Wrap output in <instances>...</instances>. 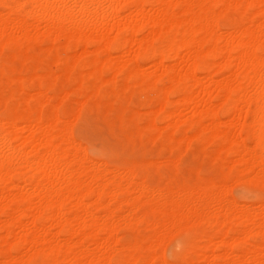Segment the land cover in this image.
<instances>
[{"label": "bare ground", "instance_id": "6f19581e", "mask_svg": "<svg viewBox=\"0 0 264 264\" xmlns=\"http://www.w3.org/2000/svg\"><path fill=\"white\" fill-rule=\"evenodd\" d=\"M0 4L8 8L0 10L1 49L4 43L19 39L29 43L47 38L54 51L47 72L33 69L25 76L13 72L9 76L11 82L22 87L23 95L13 113L0 118V264H28L32 254L47 258V264H176L166 261L160 243L165 236V243L171 238L168 232L173 231L174 236L179 227L188 223L190 227L191 222L201 220L216 224L222 235H206L202 245L198 244L196 261L264 264V199L258 212V208L230 198V186L227 184L226 189L225 181V186L217 189V183L209 181L193 187L174 186L171 181L163 189L149 186L151 181L148 185L138 181V163L134 160L125 165L127 169L116 167L122 172L110 169L106 161L92 162L94 159L91 161L83 151L86 148L82 149L84 145L81 147L74 134L71 136L72 128L63 124L75 120L81 105L71 120L63 122L58 109L61 98H65L60 95L63 86L56 92L61 79L66 80L70 94L81 98H92L108 85L119 93L133 87L147 91L157 107L147 111L137 131L162 135L165 141H173L171 145L177 143L175 149L183 148L189 137L202 140L205 146L215 143V157L231 163V180L245 181L249 177L263 184L264 0H0ZM230 7L253 9V15L247 24L222 30L218 18ZM160 38H166L165 43L155 49L153 43ZM209 57L220 60L210 63ZM140 60L152 69L145 70ZM224 70L228 74L221 76ZM88 78L100 82L92 86L87 84ZM171 95L179 97L172 101ZM10 97L15 99L14 91ZM46 105L51 107L44 110ZM220 110L228 120L219 117ZM185 111H189L187 116ZM159 115L163 116L164 127L157 123ZM244 129L253 142L251 146L241 135ZM189 131L193 133L188 137ZM164 157L158 162L162 164ZM170 160L163 164H176L175 158ZM149 161L152 164L153 160ZM149 161L142 160L145 165ZM25 170L29 173L15 181V172ZM109 172L115 175L108 178ZM121 192L135 195L122 197ZM90 196L96 197L92 203L87 201ZM117 200L115 206L127 209L123 217H117L115 207H110V202ZM215 202L221 206L218 209L216 205L212 211L209 205ZM100 207L107 208L104 216L95 212ZM150 212L160 218H150ZM120 220L136 229L145 224L151 234L128 243L118 237L120 234L116 236L117 227L125 223L118 225ZM235 223L241 228L236 229ZM253 232L259 235L257 243L251 241L253 244L240 247L242 241L250 242L247 238ZM90 238L94 250L87 244ZM233 245L238 246L237 251ZM220 247L223 252L217 253Z\"/></svg>", "mask_w": 264, "mask_h": 264}, {"label": "rangeland", "instance_id": "374dc122", "mask_svg": "<svg viewBox=\"0 0 264 264\" xmlns=\"http://www.w3.org/2000/svg\"><path fill=\"white\" fill-rule=\"evenodd\" d=\"M180 8L181 7L177 8V10L180 11L181 10ZM0 10L5 12L8 10V8L6 6L0 4ZM253 11H254L253 9L245 10V9H241V8L230 7L228 10H226L225 12L222 13L223 15L221 14V16H219V18H218V24L220 22L219 27L222 30H229L230 31L232 28L235 29L238 26L247 24L246 21H248L249 18L253 15V13H252ZM248 14H249V16H248ZM222 22H223V24H222ZM143 33L146 34L145 31ZM40 40H41V38H40ZM165 40H166V38H160V39H157V41L155 40L153 43L154 48L155 49L161 48L163 46V44L165 43ZM20 42H22V43H20ZM51 44L53 45L52 41H49L47 38H43L41 41L36 40V41L29 42V43L24 42L21 39H19V41L16 43H4V45H2V49L0 48V114H1L0 118H6L11 113H13L16 105L18 104L19 100L21 99V97L23 95V90L21 89L22 87L19 86L18 84H14L13 82H11L9 76L12 74V72L14 73L15 76H17V74H20L18 76H25V74L27 73L28 70H33V69L37 70V72H39V73L47 72L48 69L51 67L50 66L51 65L50 60H52V57L54 55V51L51 50V48L53 47ZM46 46H47V48H46ZM42 48H44V49H42ZM71 48H70L71 49L70 52H72L74 50L73 47H71ZM48 49H50V50H48ZM50 52L52 53V55L50 54ZM32 58L34 61L32 60ZM207 60L210 63H215V62H218V60H220V58L209 57ZM48 64H49V66H48ZM140 64L143 65V68L146 67L145 70L147 68H149L147 70H150V68H151V67H148L149 65L143 60H140ZM5 68H7V69H5ZM226 72L228 74V71L224 70L221 73V76L222 75L226 76V74H224ZM4 78H5V80H4ZM8 79H9V81H8ZM61 81H63L64 83H62ZM61 81H59V86L57 87L56 92H59L61 86H63L65 89L62 87V90L64 92L66 91L65 92L66 94L62 91L60 93V95H63L65 98H61V99H63L61 101H60V99L57 101L55 100L54 103L55 102L58 103V101H60L59 102L60 107L58 109L60 110L59 114H60V118L62 117L63 120L62 119L61 120L63 122H64V120H65V122H67L68 120H71V118L73 117V114L77 112V106L79 104L81 105V107L79 108L80 112L79 111L77 112V114L78 113L79 114L77 116L76 115L74 116V118L75 117L76 118H75V120H73V122L71 120L72 125L69 124V123H71L70 121H68L69 123H63V124L68 125L69 126V127L67 126L68 128H72L69 130V132L71 133V136L74 134L73 138H75L74 139L75 142H77L79 145L81 143V145H80L81 147H83V145H84V148H82V149L86 148V150H83V151L87 153L86 154V155H88L87 158H92V159H90L91 161L94 159L92 162H95V163H99V162L101 163L102 162L103 163V161H106L104 164H106L108 167H110V169L117 171L118 169H116V167L119 169L123 168L121 170L127 169L126 168L127 166H125V165L128 164V166H129L130 164H132V162L134 160L133 163H135V162L138 163V168L136 170L137 172L135 171L136 179H138V181L143 180V182L146 183L147 185L151 181L150 183L153 182L152 183L153 185L149 184V186L150 185L154 186V187L158 186L159 188H163V189H165L169 185H171L172 182H174V183H172L173 185L175 184L174 186L193 187L197 183H201L203 181H209V182H212L213 184L217 183V186H216V184H214L215 189H217L220 186H225V184H226L225 187L227 189V184H229L228 186H230V187H228L227 192H228V195L230 196V198L232 196V198H234L233 200L237 201L239 204H242L245 206L250 205V207H253L256 210L258 207L259 208L262 207V200L264 199V183L263 184L262 183H256L255 181H253L249 177L248 178L246 177L245 181L242 178H236V179L233 178L231 180L230 178H232V177H231L230 170H229V168L231 166L230 161L227 160L226 158L219 159V158L215 157L216 154H215L214 149L217 148V144L213 143V144H207L205 146L203 144L202 140L197 139V138L195 139L194 137L192 138V135H191L192 139L190 140V137H189L190 135H188V134H190V133L192 134L193 132L189 131L187 133V136L189 137L188 140H185L186 141V142L184 141L185 143L183 142L184 147H185L186 146L185 144L187 143V141L190 140L188 146L185 148L184 147L181 148L183 145L180 147L177 145V148L178 147L179 148L175 149L174 145L177 144L175 141H174L175 142L174 145H171V143H173V141H171V143H169L168 141H165V139H164L165 137L162 135L161 136L158 134L155 135L156 133H153L150 131H143V132L140 131L141 133L139 131H137V127L143 126L142 122L145 119V114L147 113V111H152V108L154 110V108L157 107L156 100L151 98V95L149 94V92L143 91L142 89H140L138 87H133L127 91H121L119 93V92L114 91V89H112L113 88L112 85H110V86L108 85L107 87H103L99 93H97L95 95L92 94L91 95V96H93L92 98L90 96H89L90 98L84 97V98H86V100H85L84 98L78 97L77 95L70 94L72 92L70 91L69 88L66 87L67 86L66 80L61 79ZM119 81L122 82L121 77H120ZM99 82H100L99 80H96L94 78H88L87 79V84L89 83V85L90 84L96 85L95 83H97V85H98ZM26 84L29 88L34 89L33 88L34 86H31L30 83L29 84L26 83ZM25 87H26V85H25ZM138 89H140V91ZM13 91L15 92V96H16L14 100H12L10 97V95ZM112 91L115 92L114 94H116V97ZM129 91L132 92L131 95L129 94L130 93ZM53 92L54 91L51 90L50 93H53ZM67 92H68V94H67ZM101 92L106 94V95L101 94ZM107 93H109L110 95ZM111 93H112V95H111ZM128 94L130 95V97ZM127 97H129V99ZM170 97H171L172 101H173V98H174V101H176L178 99L179 95H171ZM79 100H81V101L78 102ZM83 100L87 101V103H89V104H87L86 102H83ZM8 101H9V103H8ZM12 102H14V103H12ZM52 102H53V100H52ZM82 102H83V104H82ZM13 107H14V109H13ZM50 107H51V105H46L44 107V110H48ZM60 108H62L63 110H61ZM75 109H76V112H75ZM188 112L189 111H185L186 116L188 115ZM70 116H72V117H70ZM219 117H221L222 120L226 121L227 116L224 114V112L222 110L219 111ZM137 118H139V119H137ZM162 119H163L162 115L157 116V121L160 120L157 122L160 127L165 126V121ZM228 119L229 118H227V120ZM70 126H72V127H70ZM137 134H139V135H137ZM142 134L144 137L142 136ZM151 135H153L154 138L156 136L157 137L154 139V138H152ZM241 135H243V139L245 140L246 144H249L250 146L253 145V142L250 139V135L247 132V129H244L242 131ZM193 139H194V141H193ZM169 145H171L170 147L173 146L174 149H170ZM165 146H167V147H165ZM165 148H167V149H165ZM165 154L169 160L171 157L173 158L170 161L174 160V158H175V161H176V164L174 163L175 166L173 163H169V162L163 164L164 162H166L168 160L166 158V156L164 157ZM161 157H164L163 158L164 162L162 164L158 162L160 159H162ZM212 157H215V158L213 159ZM146 158H148V159L145 160ZM229 158L230 157H228V159ZM100 159L102 161H100ZM149 159L153 160L152 164H150L151 161H149ZM95 160L96 161L99 160V161L96 162ZM142 160H144L145 162L149 161V163L145 165V164H143L144 162H142ZM139 161L141 163H139ZM154 161L158 162V164L160 166L157 165V167H156V165H155V167L152 168L153 164H157ZM161 162H162V160H161ZM226 162H229V163H226ZM139 165L141 167H139ZM113 166H114V168H112ZM142 166H143V168H142ZM147 166L148 167L150 166V167L148 168ZM178 169H180L181 172H179ZM118 171H120V170H118ZM120 172H122V171H120ZM27 173H29V172L26 170H25V172H15L14 180L18 181ZM107 175L110 176L108 178H111V176L113 177L115 175V173L109 172ZM16 176H17V178H16ZM169 177L171 178V180ZM180 177H181V179H180ZM179 179H180V181H179ZM226 179H227V181H226ZM240 179H242V180H240ZM211 180H213L214 182ZM224 181L227 183H225ZM223 183H225V184H223ZM233 183L234 184L237 183V184L234 186ZM160 184H161V186H160ZM230 188H231V191H230L231 193L229 192ZM119 194L122 197L123 196L125 197L128 194L135 195L133 193H128V192H121ZM121 196H118V200L121 199ZM94 198L96 199V197H94ZM94 198H93V196L87 197V201L89 202V199H90V201L92 203ZM107 200L105 202H108ZM118 200L117 201H111L110 207H115L114 209L113 208L112 209L115 210V214H117V217L118 216L123 217L122 214L125 215L128 212L124 206H120V205H119V207H118V205L115 206L116 203L118 202ZM258 203H259V205H257ZM212 204L209 205V209H211V207H212V209H211L212 211H214L213 209L216 210L217 206H218V209L221 206V203L219 204V203L215 202ZM116 207H117V209H116ZM259 208H258V212H260ZM95 212L97 213V215H100V216L103 215L104 216V214L107 212V208H103V207L96 208ZM138 212L140 214L143 213V211L141 209H140V211L138 210ZM99 213H101V214H99ZM156 215H157V217L155 218ZM148 216H150V218H153L155 220H158L160 218V215L158 213H154V212H152V213L150 212ZM121 220L123 221L122 218H121ZM121 220L118 222V225L125 222V221L122 222ZM190 221H192V220H190ZM196 221H198V219ZM120 222H122V223H120ZM193 222L195 223L194 220H193ZM198 222L199 223H195V224H192V222H191L190 225H192V226H190V227L188 225L189 223L188 224L186 223L187 227H186V225H183L181 228L179 227V229H177L178 233L175 232L174 236H172L174 233L173 231H172V234L169 232L166 234V235H169L168 237H171V238H168V241L165 243L164 242L165 238H167L165 236L164 240H162V242H161L162 244L160 243V245H159V249H162V252H160V251L159 252L165 257L167 262L176 263V264H187L188 262L193 261L192 262L193 264H206L204 261H198V260L196 261V258H195L196 254L198 253V250H200V246L202 245L203 238L206 235H215V236L219 237L222 234H221L219 227L216 224L212 223V225H210L211 223L208 221H206V223H205V220H203V221L201 220ZM208 223L210 226L208 225ZM235 224H236L235 225L236 229L241 228L238 223H235ZM138 227L139 228L136 229L137 226L132 227L131 225L127 224V222H125L124 224H122V226L120 225L119 228L117 227L116 236H118L120 234L118 236L120 239L125 240L128 243H132L139 238H145L151 234L150 229L146 228L145 224L138 225ZM56 229H57L56 227L51 228L53 233L56 232ZM171 230H174V229H171ZM171 230H170V232H171ZM174 231H176V228ZM0 234H3V232H0ZM50 235L52 236L53 234H50ZM102 235L105 236V233H101V236ZM231 236H239V234L238 233H232ZM124 237H126V238H124ZM250 237H252L253 239ZM61 238H64V236H61ZM183 239H185V240H183ZM230 240H231V238H230ZM258 240H259V235L255 232H253L251 234V236H249L247 238V241H250V242L248 243V242L242 241L240 244V247H245V246H248L249 244H253V243H251V241L252 242L256 241L255 243H257ZM93 241L94 240L92 238L87 239V244H88L89 248L92 250H94V247H95V243H92ZM175 241H176V244H175ZM163 242L165 243L164 244L165 246L163 245ZM199 243H201L200 246L198 245ZM0 247H1V245H0ZM221 249H222V251H221ZM223 249H224L223 247L222 248L220 247L217 250V253H218V251L220 253L223 252ZM233 249H235V251H237L238 246L233 245ZM20 250L23 252L25 249L21 248ZM33 255H34V257H33ZM116 257L117 256L114 255L113 259H116ZM30 258L28 259V264H30L31 262L34 263L33 261L36 262L34 264H37L38 262H39L38 264H41V263L47 264V258H45L42 255L32 254L31 260H30ZM0 259H3V257H0Z\"/></svg>", "mask_w": 264, "mask_h": 264}]
</instances>
